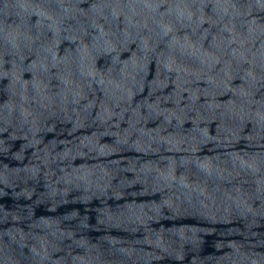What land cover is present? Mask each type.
<instances>
[{
    "label": "water",
    "instance_id": "1",
    "mask_svg": "<svg viewBox=\"0 0 264 264\" xmlns=\"http://www.w3.org/2000/svg\"><path fill=\"white\" fill-rule=\"evenodd\" d=\"M0 264H264V0H0Z\"/></svg>",
    "mask_w": 264,
    "mask_h": 264
}]
</instances>
